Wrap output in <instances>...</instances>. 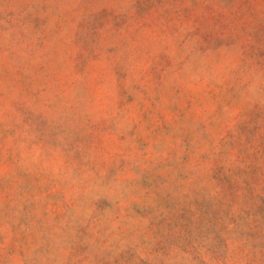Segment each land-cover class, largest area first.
<instances>
[{"label": "rangeland", "instance_id": "rangeland-1", "mask_svg": "<svg viewBox=\"0 0 264 264\" xmlns=\"http://www.w3.org/2000/svg\"><path fill=\"white\" fill-rule=\"evenodd\" d=\"M0 264H264V0H0Z\"/></svg>", "mask_w": 264, "mask_h": 264}]
</instances>
